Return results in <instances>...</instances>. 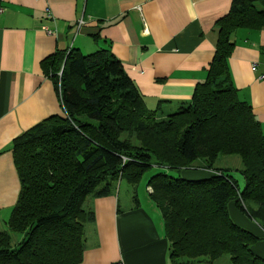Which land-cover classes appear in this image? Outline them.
Segmentation results:
<instances>
[{
	"label": "trees",
	"instance_id": "obj_1",
	"mask_svg": "<svg viewBox=\"0 0 264 264\" xmlns=\"http://www.w3.org/2000/svg\"><path fill=\"white\" fill-rule=\"evenodd\" d=\"M216 26L205 80L189 102L166 113L145 107L110 52L67 49L41 61L62 115L11 141L19 189L0 231V264H80L83 226L94 220L92 210L82 208L84 199L111 195L118 180L134 186L152 166L177 173L153 174L145 184L161 216L170 264L201 258L212 264L223 254L228 264H264L257 251L264 249V135L226 68L232 32L264 27V0H231ZM218 156L237 157L240 190L229 168L213 167ZM197 160L201 165L193 167ZM191 171L206 176H184ZM230 205L254 221L263 238L231 221Z\"/></svg>",
	"mask_w": 264,
	"mask_h": 264
},
{
	"label": "crops",
	"instance_id": "obj_2",
	"mask_svg": "<svg viewBox=\"0 0 264 264\" xmlns=\"http://www.w3.org/2000/svg\"><path fill=\"white\" fill-rule=\"evenodd\" d=\"M230 2L0 0V231L19 189L11 141L43 119L62 115L58 93L43 73V59L67 49L83 55L110 52L145 107L166 113L189 102L195 86L205 80L217 21L227 14ZM231 36L229 80L264 135V78H259L264 75V27L239 28ZM85 202L94 220L80 264H170L155 205L154 211L148 204L153 220L137 198L121 207L116 190L106 197L88 196ZM229 209L236 211L232 205ZM257 251L264 259V249Z\"/></svg>",
	"mask_w": 264,
	"mask_h": 264
},
{
	"label": "rangeland",
	"instance_id": "obj_3",
	"mask_svg": "<svg viewBox=\"0 0 264 264\" xmlns=\"http://www.w3.org/2000/svg\"><path fill=\"white\" fill-rule=\"evenodd\" d=\"M155 118H159V114H155ZM201 163L202 162L200 160H197V161L193 162L192 166L197 167V166H200ZM213 167L215 169L229 168V171L226 172V174H228L236 182V186H237L238 190H240L242 188L243 179H242V176L238 172V170L240 169V164H239L237 157L218 156L214 161ZM156 173H163V174L171 176V177L177 176V173L175 171L169 170V169L164 168V167L152 166L142 175V177L139 179V181L134 186L126 183L124 180H118V182L115 185V190H116L117 197H118L119 201L121 202V204H120L121 207H123L122 205H124L125 202L132 199V196H135V198H137V200L141 204L142 208L147 213L149 212V216L154 220L155 215L150 214V210L148 207V204L152 205L153 207H154V204L148 199V196H147L148 189L146 190L145 184H146L148 177L153 175V174H156ZM200 174L206 175V173H201L200 171H191V173L184 174V176L189 178V179H198L200 177H203ZM119 182L121 184L120 189L117 188V184ZM88 196H91V195H88ZM85 199L82 203V208L84 210H88L89 208L86 207ZM153 210L155 211V207L153 208ZM241 214L234 211L233 209H229V218L231 219V221L236 223L241 228L250 230V231L254 232L255 234H257L258 237L260 235L261 238H263V233L260 232L256 223L254 221H252L245 213H241ZM89 224L90 223H85L83 226L84 245H85L86 237H87V234L89 231L88 230ZM10 235L13 237L17 236V234H10ZM228 258H229L228 255L223 254L220 257H218L215 261H213L212 264H228ZM197 260H201V261L197 262L196 264H206L203 261V260H205V258H201V259H197Z\"/></svg>",
	"mask_w": 264,
	"mask_h": 264
},
{
	"label": "built area",
	"instance_id": "obj_4",
	"mask_svg": "<svg viewBox=\"0 0 264 264\" xmlns=\"http://www.w3.org/2000/svg\"><path fill=\"white\" fill-rule=\"evenodd\" d=\"M0 12H2V9H0ZM49 33H50V32L47 31V34H49ZM252 69L254 70V66H252ZM259 78H260V79H263V78H264V75H261Z\"/></svg>",
	"mask_w": 264,
	"mask_h": 264
}]
</instances>
